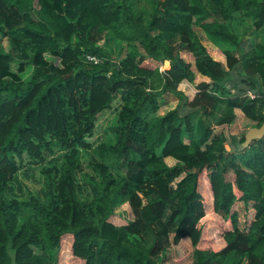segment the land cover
<instances>
[{
	"label": "trees",
	"instance_id": "1",
	"mask_svg": "<svg viewBox=\"0 0 264 264\" xmlns=\"http://www.w3.org/2000/svg\"><path fill=\"white\" fill-rule=\"evenodd\" d=\"M106 31L123 55L97 43ZM2 38L0 264H56L65 234L82 264H177L185 240L189 264H264V136L241 147L243 135L228 132L236 109L250 127L264 121V0H0ZM195 73L208 81L188 98L178 86ZM166 95L176 102L158 114ZM32 165L40 196L11 195ZM126 199L132 219L115 225L108 218ZM238 202L252 211L242 229ZM207 206L229 222L217 250L197 246Z\"/></svg>",
	"mask_w": 264,
	"mask_h": 264
},
{
	"label": "rangeland",
	"instance_id": "2",
	"mask_svg": "<svg viewBox=\"0 0 264 264\" xmlns=\"http://www.w3.org/2000/svg\"><path fill=\"white\" fill-rule=\"evenodd\" d=\"M194 31L196 35L198 36L200 42L207 47L209 43L206 41V38L202 34V32L194 27ZM246 36H244L245 38ZM250 37L255 39V34H251ZM241 39L240 42V48L239 51L242 52L244 49L241 48L242 44H246L247 46L252 43L249 42L248 39ZM72 41H75L74 38L71 39ZM248 41V42H247ZM97 43L100 45H103L105 49H107L110 52L111 56L118 55V51L120 52V55H123V48L124 45L117 42L109 32H103L99 35V39L97 40ZM249 43V44H248ZM0 44L2 48L5 51H11V46L10 42L2 38L0 39ZM219 54V51L217 52ZM238 53V52H237ZM180 54L182 58L188 62L192 61V57L185 52L180 51ZM45 59L48 61H51L54 64L58 63V60L54 57H51L49 55H45ZM151 65V64H149ZM152 65H155L152 63ZM167 62H163L158 65L159 70H163L164 68H167ZM17 63L14 60L13 63H11L10 70L12 72L16 71ZM192 69V68H191ZM201 81L198 76H194L193 80L191 82L188 81H183L181 84H179L178 88L183 91V93L188 97L191 98L193 93L195 92V85L197 82ZM166 104L159 109L158 114H163L166 110L170 109L171 107L174 106L176 100L170 96L166 95L165 96ZM117 106V101L114 100L110 107L108 109H105L102 111L96 118L95 121V128L93 131L92 136L90 137L89 140L92 141V143L99 142L100 140L103 139L105 130L107 129V126L110 124L114 117V111L115 107ZM249 128V122L244 120H240L238 118L235 119L233 124L229 127V133H232L231 135H243L245 131ZM228 146V145H227ZM229 150V147L228 149ZM173 161H167V164L171 165ZM225 179L229 182H232V174L231 172H227L224 175ZM199 180H201V184H198V191L202 197V204H203V209H204V201L207 200V197L204 192V187L202 186V181H207L206 179V171L203 170L200 175H199ZM233 184V182H232ZM39 190H41V179L39 175V167L38 166H23L18 173L16 174V179L14 180L13 183H11V190L10 193L11 195H15V197L18 198H25L29 194H35L39 195ZM121 201V200H120ZM128 200H123L122 203H115L114 209L112 210L111 216L108 218L110 222H112L115 225H122L125 224L127 221L132 219V212L130 209V206L128 205ZM240 204L238 203L236 205V213H237V218H238V225L240 228H243V225L245 222H247L252 215L251 210L243 209L242 206H239ZM207 211L204 210V216L199 220L198 226L200 228V240L198 243L199 248H204V249H213L217 250L220 248V245L223 243L221 239V233L229 228V222L228 220H224L220 218L217 214L212 212L210 206H207ZM185 239V238H184ZM59 242V250L57 252V263L56 264H77V260L71 255L70 253V241L71 238L69 235L65 234L62 235L60 238ZM179 253L181 254V257H183L180 262L177 264H189V256H190V246L187 243V241H183L180 243L179 247ZM169 255L173 257L171 254H177L176 251L174 250H169ZM177 258V257H176Z\"/></svg>",
	"mask_w": 264,
	"mask_h": 264
},
{
	"label": "crops",
	"instance_id": "3",
	"mask_svg": "<svg viewBox=\"0 0 264 264\" xmlns=\"http://www.w3.org/2000/svg\"><path fill=\"white\" fill-rule=\"evenodd\" d=\"M244 39H248V41L249 42H254L255 41V39H253L252 37H250V36H246ZM207 41V40H206ZM247 41V42H248ZM208 42V41H207ZM209 43V42H208ZM249 44V43H248ZM246 45H247V43L246 44H242L241 45V48H243L244 50H246ZM240 48V47H239ZM243 50V51H244ZM239 53H241L240 51H238ZM181 55V54H180ZM182 57V56H181ZM186 61V60H185ZM164 62V61H163ZM162 62V63H163ZM165 62H167V61H165ZM188 62V61H187ZM190 63V62H189ZM167 64H168V62H167ZM191 65H192V61H191ZM167 68H168V65H167ZM164 69H166V68H164ZM194 76H198V78H200V80L201 81H208V78H206L205 76H202V75H200V74H198V73H195L194 74ZM201 81H199V82H201ZM198 83V82H197ZM196 83V84H197ZM234 114H235V119L236 118H238V119H240L241 121L242 120H244L245 118H244V116L242 115V113L239 111V110H235L234 111ZM235 119H234V121H235ZM245 121H248L247 119H245ZM249 122V127H250V124H251V122L250 121H248ZM233 124V123H232ZM231 124V125H232ZM230 125V126H231ZM230 134H232V133H230ZM171 161L172 159L171 158H169V157H167V158H165V162L167 163V161ZM173 161V160H172ZM204 192H205V195H206V197H207V201L210 203V196H209V192L206 190V189H204ZM240 205L239 206H242V208H243V204L241 203V202H238ZM237 203V204H238ZM223 244V243H222ZM222 244L220 245V247L222 246ZM75 260H77V264H82V261L81 260H79V259H77V258H75Z\"/></svg>",
	"mask_w": 264,
	"mask_h": 264
},
{
	"label": "water",
	"instance_id": "4",
	"mask_svg": "<svg viewBox=\"0 0 264 264\" xmlns=\"http://www.w3.org/2000/svg\"><path fill=\"white\" fill-rule=\"evenodd\" d=\"M227 135V134H226ZM264 136V121L258 127H249L243 134V141L241 142V147H246L252 140L259 139ZM224 148L227 150L228 146L225 145Z\"/></svg>",
	"mask_w": 264,
	"mask_h": 264
},
{
	"label": "built area",
	"instance_id": "5",
	"mask_svg": "<svg viewBox=\"0 0 264 264\" xmlns=\"http://www.w3.org/2000/svg\"><path fill=\"white\" fill-rule=\"evenodd\" d=\"M86 58L90 61L96 62V59L92 56H86ZM248 95L251 96V94L248 92Z\"/></svg>",
	"mask_w": 264,
	"mask_h": 264
}]
</instances>
